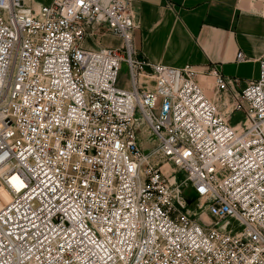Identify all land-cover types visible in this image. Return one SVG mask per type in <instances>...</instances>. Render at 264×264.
<instances>
[{
  "label": "built area",
  "instance_id": "built-area-1",
  "mask_svg": "<svg viewBox=\"0 0 264 264\" xmlns=\"http://www.w3.org/2000/svg\"><path fill=\"white\" fill-rule=\"evenodd\" d=\"M34 2L0 0V264H264V59L213 99L132 0Z\"/></svg>",
  "mask_w": 264,
  "mask_h": 264
},
{
  "label": "crops",
  "instance_id": "crops-1",
  "mask_svg": "<svg viewBox=\"0 0 264 264\" xmlns=\"http://www.w3.org/2000/svg\"><path fill=\"white\" fill-rule=\"evenodd\" d=\"M47 4L50 0H35ZM138 22L135 43L154 63L196 67L201 86L214 95L206 76L217 67L238 90L259 76L264 59V3L259 0H132ZM110 45H118L111 38ZM243 52L246 62H238Z\"/></svg>",
  "mask_w": 264,
  "mask_h": 264
},
{
  "label": "rangeland",
  "instance_id": "rangeland-1",
  "mask_svg": "<svg viewBox=\"0 0 264 264\" xmlns=\"http://www.w3.org/2000/svg\"><path fill=\"white\" fill-rule=\"evenodd\" d=\"M260 1V3H264V0H259ZM135 17H136V15H135ZM136 22H137V18H136ZM137 24H138V22H137ZM109 36V35H108ZM94 40H90L89 41V43H90V45L91 46H93V43H95L94 41H96V39L95 38H93ZM107 43H112L111 42V39L110 38H107ZM127 70H126V68H124V70H123V72H122V79H123V81H122V83H125V81H126V77H127ZM207 76V75H206ZM207 77H209V80L211 81V87H212V89L213 90H211V93L212 92H216V87H215V84H214V80H213V78H211L210 76H207ZM208 94H209V92H207ZM209 96H211V94H209ZM213 99H215L217 96H216V93H215V97H214V95H212L211 96ZM245 118H246V116H245V114L243 113V112H241V111H236L234 114H233V116H232V118H231V120H230V125L232 126V127H235V126H238L239 124H241L244 120H245ZM141 140L142 141H144V138H141ZM179 180L180 181H182L183 179H184V176H183V174H180L179 176ZM9 196H10V193H9V191L7 190V188L6 187H4L1 183H0V208L1 207H3V204L9 199ZM188 196H189V194H188ZM192 200V204H191V209H192V213L194 214V215H196V218H198L197 216H199V214L200 213H202L201 212V210L199 209V202L198 201H196V200H193V199H191ZM203 218L205 219V220H207V221H210V219L208 218V215L207 214H205L204 216H203Z\"/></svg>",
  "mask_w": 264,
  "mask_h": 264
},
{
  "label": "bare ground",
  "instance_id": "bare-ground-1",
  "mask_svg": "<svg viewBox=\"0 0 264 264\" xmlns=\"http://www.w3.org/2000/svg\"><path fill=\"white\" fill-rule=\"evenodd\" d=\"M27 2H29V0H27ZM34 3H35L37 8H39L42 5L41 3H38L37 1H35ZM145 82L146 81H143V83H145ZM145 84H148V83L146 82ZM10 200H11V195L9 196V199L3 204V206L6 205L7 203H9Z\"/></svg>",
  "mask_w": 264,
  "mask_h": 264
}]
</instances>
